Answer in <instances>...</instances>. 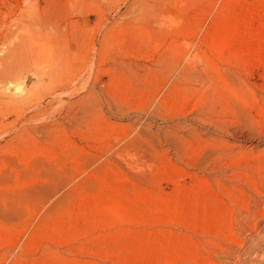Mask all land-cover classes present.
Listing matches in <instances>:
<instances>
[{"label":"rangeland","instance_id":"obj_1","mask_svg":"<svg viewBox=\"0 0 264 264\" xmlns=\"http://www.w3.org/2000/svg\"><path fill=\"white\" fill-rule=\"evenodd\" d=\"M143 1L0 0V264H264V0Z\"/></svg>","mask_w":264,"mask_h":264},{"label":"bare ground","instance_id":"obj_2","mask_svg":"<svg viewBox=\"0 0 264 264\" xmlns=\"http://www.w3.org/2000/svg\"><path fill=\"white\" fill-rule=\"evenodd\" d=\"M141 1H143V0H141ZM145 1V0H144ZM143 1V2H144ZM137 2V1H136ZM142 2V3H143ZM193 2H195V1H193ZM135 3V2H134ZM133 3V4H134ZM140 2H138L137 3V5L139 6L140 4H139ZM141 3V4H142ZM145 3V2H144ZM136 5V4H135ZM144 5V4H143ZM146 5V4H145ZM150 5V4H149ZM190 5V4H189ZM140 6H142V5H140ZM177 6V5H176ZM151 7V6H150ZM193 7V6H192ZM147 8V7H146ZM135 9V8H134ZM141 9V8H140ZM159 9V8H158ZM138 10V9H137ZM150 10V9H149ZM148 10V11H149ZM131 11V10H130ZM137 12V11H136ZM147 12V11H146ZM160 12V11H159ZM181 16V15H180ZM165 17V16H164ZM183 17V16H182ZM135 18V17H134ZM186 18V17H185ZM109 20V19H108ZM158 20V19H157ZM136 21V20H135ZM163 21V20H162ZM159 22V21H158ZM6 88V87H5ZM9 88V87H8ZM262 137H264V136H262ZM262 139H264V138H262ZM261 139V140H262ZM231 144V143H230ZM228 146V145H227ZM231 146H233V147H240V145H237V144H231ZM231 146H230V148H231ZM232 147V148H233ZM241 154V153H240ZM239 154V155H240ZM248 154V153H247ZM261 154V153H260ZM218 155H219V153H218ZM238 155V154H237ZM251 155V154H250ZM225 156V155H224ZM229 156V155H228ZM261 156V155H260ZM221 157V156H220ZM241 157H243V156H241ZM240 157V158H241ZM245 157H248V156H245ZM253 157V156H252ZM251 157V158H252ZM256 158V157H255ZM259 158V157H258ZM219 159V158H218ZM249 159V158H248ZM247 159V161H249ZM257 159V158H256ZM261 159H264V158H261ZM244 160V159H243ZM246 160V159H245ZM244 160V161H245ZM218 161V160H217ZM220 161H222V160H220ZM219 161V162H220ZM225 161V160H224ZM229 161V160H228ZM246 162V161H245ZM214 165V164H213ZM247 165V164H246ZM223 166V165H222ZM213 168H215L214 166H213ZM212 169V168H211ZM242 169H243V167H242ZM211 171V170H210ZM216 171H218V170H216ZM221 171V170H220ZM220 171H219V173H220ZM211 172H213V171H211ZM214 173V172H213ZM216 173V172H215ZM214 173V174H215ZM225 174V173H224ZM220 175H222V174H220ZM213 176H215V175H213ZM220 177H223V175L222 176H220ZM224 178V177H223ZM262 197H264V196H262ZM261 199V198H260ZM257 200V199H256ZM254 201V200H253ZM254 203V202H253ZM257 203V202H256ZM258 203H259V205H261V203H262V201L261 200H259L258 201ZM255 204V203H254ZM256 205V204H255ZM259 207V206H258ZM260 207H264V206H260ZM254 209H256V208H254ZM262 209H264V208H262ZM262 209H261V213L259 212L257 215V217H254V220H255V222L253 223V219L252 218H250L249 216V214L247 213V215H249V216H246L245 214H243L244 216L242 217V218H240V221H242L243 223H244V225L246 226V224H248V226H251V230H255V226L257 225V223H259V222H264V213H262V212H264V211H262ZM253 211V210H252ZM257 210H255L254 212H256ZM253 213V212H252ZM257 213V212H256ZM239 214V213H238ZM254 214V213H253ZM252 214V215H253ZM237 215V214H236ZM240 215V214H239ZM256 215V214H255ZM233 218V217H232ZM236 219H238L237 217H236ZM235 219V220H236ZM239 221V220H238ZM238 221H236V222H238ZM239 221V222H240ZM234 225H235V223H233ZM232 225V224H231ZM239 226V225H238ZM234 228L236 227V226H233ZM242 227V226H241ZM242 228H244V227H242ZM239 230V229H238ZM238 230H237V228L235 229V230H233V228H230L229 229V233H230V237H224V236H222L220 239H219V237L218 236H215V237H218V239L220 240V242L222 241L223 243H215L214 245H213V243H211V246L212 247H210V250H209V253L211 254V256L213 257V259L212 260H210V263L209 264H224L223 262H220V260H219V256H226V257H228V258H231V259H235L236 257H238V252L239 251H237V250H235V249H231V247L232 246H235L236 248H238V250H241L243 247H244V245H245V242L247 243L248 241H245L244 239H242V238H240V233L242 234V233H244V232H242L241 230L242 229H240V232H239V234L237 233L238 232ZM247 230V229H246ZM226 233V232H225ZM227 234V233H226ZM245 234H246V231H245ZM245 236V235H244ZM250 238V237H249ZM246 239V238H245ZM248 239V238H247ZM246 239V240H247ZM216 241V240H215ZM211 242V241H210ZM241 252V251H240ZM221 258V257H220ZM238 258H236L235 259V262L233 263V262H231L230 260L229 261H227V262H231V263H233V264H238V260H237ZM240 260V259H239ZM230 263V264H231ZM229 264V263H228Z\"/></svg>","mask_w":264,"mask_h":264}]
</instances>
